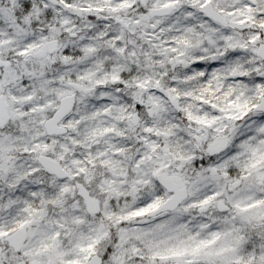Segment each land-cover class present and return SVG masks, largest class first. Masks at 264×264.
<instances>
[{"label": "clouds", "instance_id": "9594fccd", "mask_svg": "<svg viewBox=\"0 0 264 264\" xmlns=\"http://www.w3.org/2000/svg\"><path fill=\"white\" fill-rule=\"evenodd\" d=\"M0 264H264V0H0Z\"/></svg>", "mask_w": 264, "mask_h": 264}]
</instances>
